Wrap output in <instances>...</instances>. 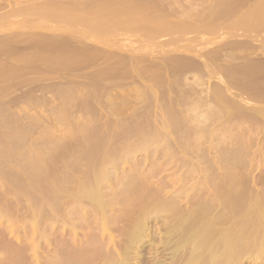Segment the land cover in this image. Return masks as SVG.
Segmentation results:
<instances>
[{
    "label": "rangeland",
    "instance_id": "1",
    "mask_svg": "<svg viewBox=\"0 0 264 264\" xmlns=\"http://www.w3.org/2000/svg\"><path fill=\"white\" fill-rule=\"evenodd\" d=\"M29 1L30 2H28V0L27 2L25 0H0V264L19 263L21 258H19L20 256H18V254H20V252H15L18 251L17 249L19 248L24 249L21 264H33L34 262V264H48L47 262H49V259L52 258V254L55 253V250H59V248L61 247V240L64 239L63 237L65 235V232L70 233L71 229V236L72 234L74 235L75 232V235L70 237L71 240H74L72 238L75 237L76 239H78V241L89 242L92 240V238L96 239L95 234H98V237L101 233L100 236H102V228L99 225V227L97 226V217L92 214L93 212H91L87 217L89 223L87 219H83L81 217L82 215H78L79 217H77L75 214L70 217H73L72 219H74L75 217L76 219L74 220H77L76 222H69V227H67L68 224H66L65 227L59 225L57 227V230L56 228L52 229L51 227H49L50 225L48 223L44 224V220L46 218L47 220H45V222L49 220L48 217L45 216L46 213L48 216V212L53 209L51 205L56 199L57 200L55 201V204H53L55 206L56 204H58L63 207L61 205V202L59 203V201H65L66 203V200H68L66 199L68 198L66 197L68 196V194L63 192L64 189L65 192H68L70 188L71 190H73L72 188L74 187V185L77 187V183L80 180H84V178L87 176L86 169L88 168V166H98V164H104L105 161L107 163L108 160H111L110 162L115 163L114 158L115 161H117V163L115 164L118 165H115V168L112 167V170H107V172H109L108 174L111 175L110 182L112 183L113 189H104H108L109 192L117 190L118 193L116 192V194H121L118 197L121 199L123 190V188L121 189V187H123V184H121L122 180L131 181L134 179L133 181L137 182L136 180L138 178L137 185H139V183L143 184V182H140V180L145 181L144 184L146 185L141 184L139 186L141 187V192L138 188L137 190H135V188L138 187H135L136 183L134 184L135 188L131 187L134 192L136 191L138 193H136V195L138 196V199L136 198V203H133L135 202V199L130 202V200L132 199L131 197H134L135 194L131 196L133 192L129 189L132 192L131 193L129 191L130 200H128L129 202L127 201L131 205L129 207L130 209L127 210L129 206L128 204H126L127 208L123 205L121 206L118 204L117 206H113L115 212L113 211L107 213V216L110 217V223H108L111 224H108L109 231L106 232V234H109L111 237V241L109 236L108 238H106L107 240L105 241V246L107 247L110 246L112 242L118 243L123 238L122 232L120 230L122 228L121 226H129L132 223L131 221H133V217L135 216V214L137 215V210H140L141 207L144 208V205L148 203L152 204H148L149 206L146 205L147 207L151 209L155 208L157 205L160 204L161 201L167 199L170 194L171 196H173L172 193H174L175 196L177 191L178 195L184 192L182 193V197H184H181L182 200H180L181 203L179 202V207L182 208L183 211L186 210L185 212H188V210L191 211L192 209H195L194 207L197 208L198 204L201 205V207L202 205H204V203L207 205L208 201H210L211 203H209L208 205H213L211 207L215 208L218 206L217 203H219V206L217 208L218 210L220 208L224 215V218L229 215L228 213H231L230 217H233L232 219L235 220L234 223L237 224V222L239 221L238 224L241 225L240 222H244L243 226L246 224H251L249 218L252 219V215L253 213H255L254 211L257 210L255 215H253L255 216V220H253V218L252 222L255 221V224L258 225L259 221L257 223L256 220H258L257 217L259 216V211L263 210L264 208V203H262V201H264V15H262L264 13V2L262 3L261 0H237L235 4L234 0H221L222 2L218 0L220 3L217 0H215L216 2L214 3L211 2L214 0H211L210 2L209 0H191L190 5L193 4V8H201V11L200 9L193 10V12L200 11L197 14H201L202 10H204L202 9V7H199L202 6V4H206L209 7L212 6L211 4H213L212 11H209L207 9L209 7H207L206 5L203 6V8L207 7L205 8L207 10L204 11L203 14H206L209 11V13L207 14H211L213 20L216 21L215 23H213L214 21L212 22V28V26H210L212 25L210 23L212 17L210 16L211 18L207 19L209 15H200L201 21L203 19L205 24L207 22L210 23L209 25L206 24L207 26L202 25L204 22L198 20L200 18L196 19L195 21L194 18L199 16L196 13L194 14L196 16L193 15L192 5L190 6L188 4L190 0H186L187 4H185V0L183 2L182 0L177 2L176 0H169V2L168 0H164V2L163 0H160V2L156 0L158 2L155 1V4L153 3L154 0H142L143 2L139 0L142 4L139 3L137 5L142 6L140 7L141 9L145 7L144 11L146 7L149 6L150 8L148 7L149 9H146L147 13L145 12V14H148L150 18H152V16L154 15L152 21L155 19V25H149L150 22L148 21L151 19L148 17V15L144 16V14H141L145 18L147 16V18L144 19V17L139 16L144 21H138L140 27H138V22V26H136V24L133 25V21H131L133 23H129L130 21H125L127 15L125 16L123 14V16H120L122 15V13H119L120 10L118 11L117 9L121 8H116L118 6V3H122L123 5L127 2L128 4L130 0H126L125 2L124 0H122V2L121 0H118V3H116V7H113L114 3H111L109 0H104L103 2L102 0L101 2H99L100 0H92L93 2L91 3L90 0H87V2L86 0ZM105 1H107V4H109L106 5ZM200 1H204L205 4L203 2L201 3ZM136 2L137 0H134L133 2L131 0V2L129 3L130 6L128 5V7H134L136 5ZM150 2L154 6H152ZM180 2L184 3L185 6L188 5V8H186ZM259 2H261V4L263 5V7L262 5L260 6L263 8L262 11H260L262 14L257 11L260 13V15L259 13H254L255 10L261 9L260 7L259 9H255L258 5H260ZM131 3H135V5H131ZM143 3L144 5H146L144 6ZM148 3H150L152 7ZM157 3L159 4V6ZM176 3L178 6L176 5ZM127 4L125 6H127ZM215 4H222V6H224L222 7V9L224 8L223 11L225 10V12L217 13L218 10L220 11L221 6L217 5L219 6V9L217 8V6H214ZM105 5L107 10L105 9ZM155 5L157 6L155 7ZM166 5L169 7L171 6L170 8H172V10L169 7H166ZM180 5L182 6V8ZM178 7L180 8V10L178 9ZM109 8H112L113 12L115 8L120 15L117 13V16H115L114 14V16L110 17L109 15L113 13H111L112 11L110 12ZM135 8L137 9V7ZM140 8L138 7V9ZM189 8L191 9L189 10ZM169 9L171 12L175 10L174 14H172L173 12L171 14L174 16L177 12L178 18L179 16H182V13H184L183 10H188L189 14L191 12L192 16H194V18H192L195 23L193 22V20H191L192 18L188 19L189 22L186 21L185 18H190L191 15L185 17V13V16L180 17L182 18L181 20L180 18L177 19V17L175 16L171 17ZM209 9L211 10L212 8L210 7ZM159 10L161 11V15L164 13L162 16L160 15L162 20L159 19V16L157 17V15L160 14L158 13L160 12ZM105 11H108L109 13L107 12L106 14ZM144 11L141 12L144 13ZM152 11L155 12L152 13ZM179 11L181 14L178 13ZM226 12L228 13V17L226 15ZM250 12L252 15H256L250 17ZM214 15L218 16L217 18L219 19L220 17L223 18L222 21L218 20ZM221 15H223V17ZM124 16L126 18L123 20ZM132 16L135 15L132 14ZM214 17L217 20H215ZM174 18L175 21L177 20L176 22H178V24L182 22L181 24L183 25L184 23L186 24L188 22L186 26L188 24H192V26L190 25L191 27H193L194 24L196 25V22H199L197 26L199 25L198 27H200L202 25L203 27H200L201 29L198 28L197 31L200 32L199 29H203L204 32H201H203L204 34L197 33L195 32V29H191V27H189L190 30L189 28L183 29L185 30L184 33L187 32L188 29V32L185 34L182 33L183 30L179 31L181 29H178L179 32L176 31L180 34V36L181 34L184 35L182 37L177 35L178 33H175V31L173 33L172 29L171 31L173 33V37L170 34H168L169 36L167 37L166 33L169 32V29H167L165 26L168 24L169 21L172 22L171 20H174ZM205 18L208 21H205ZM134 19V21H136V19L139 18ZM147 19H149L148 21H146V23L148 24L147 27L145 25H143L142 27V23L144 24L145 20ZM102 21L105 23V25ZM109 21L110 23L112 22V25H116L117 27L113 28ZM122 21L126 23L123 24ZM219 21L224 23L221 24ZM230 21L232 23H230ZM101 23L103 24L101 25L103 26V29L100 26ZM121 23L124 26L120 25ZM162 23L164 24L162 27H165L166 30L164 29L163 31H157L156 27L158 25H162ZM218 23L220 24L218 25ZM106 24L110 26L107 27L108 25L106 26ZM224 25L227 29L222 28V26L224 27ZM104 26L107 27L106 30V27ZM208 26H210L212 30L215 28V30H210V27L205 28ZM217 26L221 28H218ZM141 27L144 30H142ZM194 27L197 28L196 26ZM112 28L115 30H113ZM128 28H131L132 30L129 31ZM133 28L140 29V32L138 29L134 30ZM145 28H147V30ZM108 29L111 31L113 30V32H109ZM123 30L126 31L123 32ZM143 31H151V34L149 32H145L148 33L147 37L146 34L144 35L143 33H141ZM191 31H193L192 33H195V36H193ZM175 34L176 37H174ZM186 34L188 35L186 36ZM197 34H199V38L203 36L201 40L197 38ZM120 35H125L124 39H121L123 38V36ZM184 37L185 39H183ZM190 37H192V40L188 39ZM194 37L197 38L198 41H193ZM159 39L162 41H160ZM176 40H179L178 43H176ZM235 46L236 48H234ZM232 48L234 49L232 50ZM232 52L236 56H234ZM83 53H87L85 54L87 56H85ZM92 53L94 56L92 55ZM79 54H82V56H80ZM121 55H125L126 57ZM128 55H131L130 59ZM165 56L167 59L165 58ZM218 56L223 58L219 59ZM72 57H76L75 61L74 58L72 59ZM172 57H174V59ZM151 61H153L154 63ZM196 61L197 63H194ZM84 62L87 63V66ZM127 62L130 64H128ZM135 62L139 64V66ZM199 62L204 67L200 66ZM230 62L233 67L231 66ZM94 63L96 64L94 65ZM147 63H150V66ZM193 63L195 65L197 64V68L201 69H197ZM89 64H91V66ZM131 64H133L135 68L132 67ZM189 64L193 65L191 66ZM235 64L241 66L240 69L242 68V71L239 69L238 66L236 67ZM169 65H172V67ZM184 65H188L187 67H185L187 69L184 68ZM151 66L155 68H152ZM176 66L180 69V71L179 69L175 70V68H177ZM214 66L217 69H215ZM125 67H127L126 69L128 72L124 71L126 70L124 69ZM130 67H132V69ZM193 67H195L196 69H194ZM202 67L205 69H203ZM108 68H110V70H113L110 71ZM191 68L193 71H189L191 70ZM236 68H238L239 70ZM115 69L118 71H116ZM234 69H236L237 71ZM131 70L133 71L130 73L129 71ZM182 70L183 72H185L184 70H186V72L182 73ZM194 70L196 71V73H194ZM205 70L207 71L205 72ZM229 70H232L231 73H229ZM78 71L79 73L77 74ZM95 72L97 74H94ZM103 72L105 75L103 74ZM116 72L118 73L115 74ZM171 72L172 74H170ZM122 73L126 75H123ZM234 73L236 75H233ZM90 74L94 75H92L91 77ZM110 74H112L113 76ZM206 74L207 76H205ZM208 74L210 75L208 76ZM195 75L197 76V78ZM237 75L240 77H238ZM150 76L153 80L150 78ZM198 79L200 80L199 82L197 81ZM236 79L238 81H236ZM96 84L97 86L98 84H100L97 89H95ZM92 85L94 86L92 87ZM106 85L109 87V89L108 87L104 89ZM193 85L198 86L193 87ZM156 87H159V89ZM98 89L100 90L98 91ZM168 92H171V94H168ZM163 94L166 95L164 96ZM174 95H177V99L175 97H173L172 99V96ZM178 95L182 98H185L186 100L180 97L182 100L180 103V98ZM205 97H207L208 99ZM190 98H192L193 100ZM197 98L200 99L197 100ZM202 98L204 100H202ZM225 98L227 100H225ZM150 99L153 103H155L153 104ZM199 100L201 102H199ZM149 102H151L152 105H149ZM170 105H173L174 108L172 109V106L170 107ZM179 105H181L182 107ZM167 106H169L170 109ZM91 134H93L94 136L92 135L91 137ZM84 135L86 137H84L85 139L83 138ZM151 141L153 142L152 144H150ZM167 141L170 144L169 146L167 144ZM148 143L149 145H147ZM133 144L139 145H135L134 147ZM96 145H99L98 148L101 146V152L100 148L98 149ZM142 145L146 148L142 147L141 149ZM146 145L149 146L148 149ZM128 146L130 147V149ZM137 147H139L140 149ZM84 148L86 151H84ZM88 150H90V153H94H91L93 154V156L91 154H88ZM122 150L123 152L121 154L120 152ZM233 150L236 151L232 153ZM126 151L129 154H127ZM85 152L87 153L86 155ZM221 152L225 154L223 155ZM236 152L239 153V156L238 154H236ZM130 153L132 154L130 155ZM114 154H117V157ZM120 154L122 156H120ZM89 155H91L92 157H89ZM220 156H223L224 158ZM224 159L227 161L228 164V161L231 162L229 165L233 163L231 167H225V165L227 166L228 164L224 161ZM74 160L77 161L75 162ZM81 161L83 162V164ZM220 161H224L223 164ZM64 162L66 163L67 167ZM77 162L80 164H78ZM87 162H89L90 165ZM85 163L88 165L87 167H85L86 165L83 167ZM194 164H196V167H194ZM209 164L211 166H214L213 169L211 168V166H208ZM234 164L236 166H234ZM32 165H35L36 167H33ZM73 166L77 167L76 170ZM57 167L59 169H61L60 167H62V172L64 173L65 171V173L67 172V174H62L60 172L61 170H59ZM70 167L74 168V170L72 171L73 175L71 174L72 168ZM68 168H70V170ZM39 169L41 171L43 169H46L48 171L46 172V170H43L41 172ZM229 170H231V172ZM58 171L60 172V175H58ZM110 171L112 172L110 173ZM216 172L217 175H215ZM228 172L230 174H232L233 172V174L235 175H229ZM79 173L83 175V178L82 175H80L81 177L79 176L78 179ZM130 173L131 175H129ZM61 175H64V177L65 175L67 176L64 178ZM211 175L213 177H211ZM47 176L51 178L49 179ZM54 176H56L57 178L55 177V179L53 180L52 178H54ZM71 176L75 179H73ZM121 176L125 177L126 179H122ZM141 176L145 177L146 179L148 176L150 178L148 177L149 179H147V182V180L141 178ZM216 176H219L217 177V180L215 179ZM234 176L236 179L234 178ZM58 178L61 180H59ZM227 178L231 183L228 182ZM68 179L70 181V184L68 183ZM55 180L59 182V184L57 183L58 185L55 188H57L58 192L59 190L60 192L63 190L62 192L64 194L60 195L62 194V192L60 194L57 192V194L61 197H57L56 195L52 194L50 198H54V201L52 200L53 202L51 201L50 203V200L47 201L45 194L49 196L56 189H54V191L52 192L50 191V194L46 193L47 191L49 192V190H51L52 188L50 187L49 189V186L51 185H49L47 182L49 181L51 184L52 181H54L55 183ZM209 180H211L212 182H209ZM118 181L121 186L118 184ZM235 181L237 183H235ZM73 182L74 185L72 184ZM62 183L64 186H62ZM65 183H67L68 187H70L69 190L66 189L68 187H66L67 184ZM124 183L127 182L125 181ZM212 183H215V185H218L219 183V185L217 187ZM233 183L235 185H233ZM222 184L223 186L220 187ZM209 185L211 186L209 187ZM212 185L213 189H211ZM232 185L235 187L238 186V189L236 188V191L240 194H238L235 190L234 191L238 195H236L235 193L232 194L233 192H230L232 189H235V187L230 188ZM58 186L60 188L63 187L64 189L59 188L58 190ZM142 186H144V188ZM114 187L116 190L114 189ZM117 188L119 189V191H121V193L118 191ZM214 188L219 189L215 190ZM224 188L227 191H225ZM228 188H230L231 190L229 191ZM20 190H22L23 192ZM159 190L161 191L159 192ZM200 190L201 192H199ZM42 191L43 193L45 192L43 197ZM228 191L229 193H231L230 195ZM221 192L224 193L222 194ZM225 192L227 193L225 194ZM24 193H31L32 195H34L32 196L30 194L31 196H26V194ZM241 193H244V195H242ZM151 194H155V196H151ZM147 195L149 196V198L151 197L150 200L149 198H147ZM235 195L236 197H238V199H236L238 200L237 203L240 201V198H242L241 201L244 202L243 203L240 201L241 205H239L240 202L239 204H237L239 210L237 209L236 204L234 205V203L231 202L229 199L230 196L235 197ZM200 196H202L203 198ZM208 196H210L211 198L214 197V199L210 200ZM215 196H218L216 197L218 201L215 200ZM112 197L113 196H111L110 198ZM29 198H31L32 201L34 200V204L36 206L33 205L32 201ZM60 198L62 200H60ZM110 198L108 199L109 201ZM197 198H200L202 200L199 199L198 202ZM243 198H246L248 202ZM145 199H147V203L145 202ZM157 199L158 201H160L159 204ZM251 199L254 200V203H252L253 201H251ZM38 200H42L41 203L38 204ZM204 200L207 201V203ZM257 200L259 202L258 205L256 203ZM201 201H204V203H202ZM48 202L50 204H48ZM138 202L141 204H138ZM230 202L233 204H231ZM260 202L261 204H263L262 207H259L261 206ZM228 203L232 205V208L228 206L230 205ZM47 204L48 207H45L47 206ZM233 205L234 208L236 206L235 209L233 208ZM49 206L52 208H50ZM118 206L125 212H121L122 210L119 209ZM116 207L121 211L119 212ZM147 207L146 209H149ZM227 207L230 208L229 210L232 209L233 213L234 210L237 209L236 211L239 212L236 213H240L241 215L239 216L235 213V215H233L231 211L227 210ZM47 208L50 210L48 211ZM56 208L58 210L59 206H57ZM241 208L243 212H240ZM259 208L262 209L260 210ZM132 209L134 210V212H131ZM39 210L41 211L38 212ZM42 210H45V212H43ZM247 211L250 213L249 217ZM118 212L120 213V216H118ZM152 212H154L153 209ZM162 214L161 216H163ZM166 216L167 214L163 217L166 218ZM80 217L82 219L79 220ZM115 217H117V220L115 219ZM230 217L227 216L228 219L225 218V222L232 220L230 219ZM39 218L41 219L39 220ZM91 218H93L94 225L92 224ZM246 218H248L247 220L249 221L245 222ZM168 219L170 220L172 218L169 217ZM163 220L164 218L160 216L158 217V219H154L152 215L148 220L149 226L154 229H152V233L157 241L155 246H157L158 248L162 247L161 243L163 241L162 239L164 233L163 224L164 222L166 223V221ZM40 221H42V225L44 224L43 226L39 224ZM116 221L118 222V224H116ZM30 223L33 225L34 228H31L32 225ZM227 223H224L223 226L225 228L223 229L229 228L234 224L233 221H229V223ZM75 224L78 225H76L77 228H75ZM255 224L251 225H254L255 227ZM40 225L42 226V228H45L46 226V228L49 229H45V231L41 228ZM90 225L93 227H91ZM252 226H250L249 230L254 229L252 228ZM27 227L30 229H28ZM90 227L92 230L96 229L95 227H98L99 229H97L96 231H92L91 229H88ZM247 227L248 226H244V228L246 229ZM66 228L69 230H67ZM81 228L85 230L82 231ZM60 229H64L63 232ZM77 229H80V231ZM117 229H119L120 232ZM60 234L62 235V237ZM78 235H80L81 238ZM54 236L57 238H55ZM54 241H56L57 243ZM50 243L52 245L54 244V247ZM144 244L145 246L143 247L142 252H144L143 254H146L147 257H150V255L148 254V252L152 249H150L149 247L150 239H147ZM29 245L34 246L32 248ZM13 247H15V249L17 247V249L15 250ZM46 251H48V255ZM54 255L55 254H53V256ZM245 264H256V262L247 261L245 262Z\"/></svg>",
    "mask_w": 264,
    "mask_h": 264
},
{
    "label": "bare ground",
    "instance_id": "2",
    "mask_svg": "<svg viewBox=\"0 0 264 264\" xmlns=\"http://www.w3.org/2000/svg\"><path fill=\"white\" fill-rule=\"evenodd\" d=\"M17 1V0H16ZM26 2H27V0H25ZM33 1V0H32ZM31 1V2H32ZM35 1V0H34ZM48 1V0H47ZM51 1H55V0H51ZM50 1V2H51ZM58 1H60V0H58ZM57 1V2H58ZM61 1H63V0H61ZM66 1V0H65ZM104 0H102V2H103ZM111 3L113 2L114 4V6L113 7H116L117 5L119 6H117L116 8H121V9H117L118 11L120 10V12L119 13H122V15H120L119 13H118V11L114 8V12H113V10H112V8L110 9V12L111 13H113V14H111V15H109L110 17L111 16H114V14H115V16H117L118 14L120 15V16H123V14L126 16L127 15V18L124 16V18H123V20L125 19V21H130L129 23H133V25H135L136 24V26H138L139 25V22L138 21H142V22H144L143 20H142V18H140L141 16L142 17H144L145 15H148V14H145V12H146V9L149 7H146V9H145V11H144V6L146 5H144V3H143V9H141L140 7H142V6H138L137 4H139L140 3V1L141 2H143L142 0H137V2H136V5H135V3H131V5L133 4V6L134 7H128V5H129V3L131 2V0L129 1V3L127 4V2L125 3V4H123L122 5V3H118L117 1L118 0H114V1H111V0H109ZM108 1V2H109ZM116 1V2H115ZM126 0H124V2H125ZM134 0H132V2H133ZM136 1V0H135ZM146 1V0H145ZM150 1V0H149ZM153 1V0H152ZM156 0H154L153 1V3L155 2ZM159 2H160V0H158ZM158 1H156V2H158ZM166 1V0H165ZM171 1V0H170ZM172 1H174V0H172ZM177 1H181V0H176V2ZM184 0H182V2H183ZM186 1V0H185ZM189 1V0H188ZM193 1V0H192ZM195 1H197V0H195ZM199 1V0H198ZM211 0H209V2H210ZM218 1V0H217ZM221 1V0H220ZM233 1V0H232ZM235 1V4H236V1L237 0H234ZM239 1H241V0H239ZM238 1V2H239ZM262 1V3L264 2L263 0H261ZM24 2V1H23ZM28 2H30L29 0H28ZM86 2H87V0H86ZM91 2H93L92 0H90V3ZM95 2V1H94ZM97 2V1H96ZM99 2H101V0L99 1ZM106 3V5H108L107 4V1H105ZM121 2H122V0H121ZM148 2V1H147ZM146 2V3H147ZM163 2H164V0H163ZM168 2H169V0H168ZM201 2V1H200ZM203 3H204V1H202ZM201 2V3H202ZM206 2V1H205ZM211 2H216L215 0L214 1H211ZM219 2V1H218ZM222 2V1H221ZM237 2V3H238ZM98 3V2H97ZM116 3H118L117 5H116ZM151 3V2H150ZM150 3H148L150 6H151V4ZM166 3V2H165ZM179 3V2H178ZM181 3V2H180ZM190 3H191V0H190V2L188 3L189 5H190ZM197 3V2H196ZM201 3H200V5H201ZM207 3H208V1H207ZM220 3V2H219ZM260 3V5H258L257 6V8H255V9H259V7L262 5L261 4V2H259ZM100 4V3H99ZM101 4H103V3H101ZM127 4V6H125ZM140 4H142V3H140ZM147 4V5H148ZM155 4V3H154ZM158 4V3H157ZM181 4H183L184 5V3H181ZM185 4H187V1H186V3ZM205 4V3H204ZM225 4V3H224ZM239 4V3H238ZM237 4V5H238ZM106 5H105V9H106ZM112 5V4H111ZM161 5V4H160ZM165 5V4H164ZM163 5V6H164ZM168 5H170V4H168ZM174 5H175V2H174ZM176 5H177V3H176ZM192 5V8H193V4H191ZM190 5V6H191ZM206 5V4H205ZM205 5H203L202 4V6H199V3H198V6L199 7H202V9H204V10H202V15H205V16H208L207 17V19L208 18H211L212 16H211V14H207V13H209V11H212L213 10V4H211L212 6H210L212 9L210 10L209 8V6H207V7H209V8H207V7H205V8H207L209 11L206 13V14H203L204 13V11H206L207 9H205V8H203V6H205ZM209 5V4H208ZM217 5H219V4H215L214 6L216 7ZM263 5H264V3H263ZM263 5H262V7H263ZM120 6H122V7H120ZM125 6V7H124ZM130 6V5H129ZM152 6H154L153 4H152ZM151 6V7H152ZM157 5H155V7H156ZM158 6H159V4H158ZM173 6V5H172ZM178 6V5H177ZM176 6V7H177ZM181 6V5H180ZM185 6V5H184ZM188 6V5H187ZM187 6H185L186 8H188ZM189 6V7H190ZM197 6V5H196ZM219 6H221L220 8L222 9V7H224V6H222V4L221 5H219ZM219 6H217V8H219ZM108 7V6H107ZM126 7H128V8H126ZM135 7H137V9H138V7L140 8V9H136ZM166 7H169V6H167L166 5ZM171 7V6H170ZM169 7V8H170ZM215 7H214V10H215ZM262 7H260L261 9H259V10H252V11H254V13L256 12V14L257 13H259L260 11H262ZM126 8V9H125ZM150 8V7H149ZM148 8V9H149ZM164 8V7H163ZM181 8H182V6H181ZM197 8V7H196ZM217 8H216V10H217ZM219 8V9H220ZM253 8H254V6H253ZM104 9V10H105ZM171 10H172V8H170ZM170 9H169V11H170ZM178 9L180 10V8L178 7ZM177 9V10H178ZM184 9V8H183ZM191 8H189V10H190ZM200 9V11H201V8H198V9H195V7L192 9V12H193V10H199ZM220 9V11L218 10L217 11V13L218 12H225V10L223 11V9L221 10ZM227 9V8H226ZM107 10V9H106ZM122 10V11H121ZM144 11V13H142L141 11ZM153 10V9H152ZM163 10V9H162ZM115 11H116V13H115ZM138 11V12H137ZM139 11H140V13H139ZM160 11V10H159ZM184 11V13L186 14V16L184 15V13H180V11L178 12L179 14H181L182 16H179V18L180 17H183V16H185V17H187V16H190V18L188 17L187 19L185 18V20L186 21H188V19H191L192 17L194 18V16H196V15H194L195 13L197 14V13H199L198 11L196 12V11H194L193 12V15L194 16H192V14H191V12H190V14H189V11L187 12L186 11V9L185 10H183ZM229 11V10H228ZM250 11V10H249ZM248 11V12H249ZM257 11H259V12H257ZM35 12V11H34ZM106 12V14H107V12L108 11H105ZM148 12H151V11H148ZM153 12H155V11H152V13ZM163 12V11H162ZM173 12V13H172ZM170 11V14L172 13V14H174V12H175V10L174 11ZM215 12V11H214ZM33 13V12H32ZM109 13V12H108ZM118 13V14H117ZM147 13V12H146ZM151 13V14H152ZM158 13H160V14H158ZM158 13H154V14H158L157 15V17L159 16L160 18L159 19H161V16L164 14H162L161 15V11L160 12H158ZM211 13V12H210ZM216 13V12H215ZM253 13V14H254ZM261 13V12H260ZM260 13H259V15H260ZM97 14V13H96ZM132 14H134L135 16H132ZM137 14V15H136ZM141 14H144V16L143 15H141ZM150 14V13H149ZM167 14V13H166ZM169 14V13H168ZM171 14V17L173 16ZM187 14H189V15H187ZM201 14H197L199 17H195L194 19H195V21H196V19H198V18H200V15ZM220 14V13H219ZM223 14V13H222ZM250 15V17L251 16H255L256 14H254V15H252L251 14V12L249 13ZM262 14V13H261ZM98 15V14H97ZM130 15V16H129ZM161 15V16H160ZM201 15V16H202ZM218 15V14H217ZM226 15H227V17H228V13L226 12ZM230 15V14H229ZM258 15V16H259ZM262 15H264V13L262 14ZM140 16V17H139ZM150 16H152V15H150ZM175 17H177V19H179L178 18V14H177V12H176V14L174 15ZM173 16V17H174ZM211 16V17H210ZM216 18L219 16H216V15H214ZM222 17H223V15H221ZM232 16V15H231ZM139 18V19H136V21H134L135 19L134 18ZM148 17H149V15H148ZM154 17V15L152 16V18ZM164 17V16H163ZM162 17V18H163ZM214 17V18H215ZM224 17H225V14H224ZM230 17V16H229ZM146 18H147V16H146ZM145 17H144V19H146ZM150 18V17H149ZM152 18H150L151 20H149V19H147V20H145V23L143 24L142 22V27H143V25H145L146 27H147V23H146V21H148V22H150V24L149 25H152V24H154V20L152 21ZM156 18V17H155ZM193 18L191 19V20H193ZM203 18H204V16H203ZM215 18V20H220V21H222V19L223 18H221L220 17V19L219 18H217L216 19ZM105 19H108V18H105ZM121 19V18H120ZM182 18H180V20H181ZM229 19V18H228ZM122 20V19H121ZM162 20V19H161ZM166 20V19H165ZM168 20V19H167ZM171 20V19H170ZM198 20H200L201 21V18L200 19H198ZM197 20V21H198ZM224 20H225V18H224ZM223 20V21H224ZM100 21V20H99ZM105 21V20H104ZM131 21H133V22H131ZM169 21V20H168ZM172 22H168V24L165 26L167 29H169L168 31L169 32H167L166 33V35H167V37L169 36L168 34H170L171 36L173 35V33H174V31H175V33H178L179 31H182L183 29H186V28H189V27H191L192 26V24H188L187 26H186V24L189 22H187L184 26H185V28H184V26L180 23V24H178V22H176L175 21V18H174V20H171ZM174 21V22H173ZM179 21V20H178ZM183 21V20H182ZM202 21L204 22V20L202 19ZM201 21V22H202ZM205 21H208V20H206V18H205ZM214 20H213V17H212V20H211V24H212V22H213ZM219 21V22H220ZM101 22V21H100ZM103 22V21H102ZM106 22V21H105ZM107 22H108V20H107ZM115 22V21H114ZM113 22V23H114ZM118 22V21H117ZM137 22H138V25H137ZM151 22H153V23H151ZM193 22H194V20H193ZM201 22H200V24H201ZM216 21H214L213 23H215ZM225 22V21H224ZM224 22H220L221 24H223ZM109 23H110V21H109ZM112 23V22H111ZM110 23V24H111ZM122 23L123 24H125L123 21H122ZM120 24V25H123V24ZM165 23V22H164ZM192 23V22H191ZM195 23V22H194ZM193 23V24H194ZM197 24H199V22H196ZM210 23H206V24H210ZM220 23H218V25L220 24ZM230 23H232L231 21H230ZM230 23H229V25H230ZM103 24L105 25V23L103 22ZM102 23L100 24V26L101 25H103ZM166 24V23H165ZM197 24L195 25L194 24V26H196L197 28H195L194 26L193 27H191V29L193 28V29H195L194 31L195 32H197V33H203L204 31H203V29L202 30H200L203 26H207L206 24H205V22L200 26V27H198L197 26ZM234 24V23H233ZM108 24H106V26H107ZM112 25V24H111ZM155 25V24H154ZM154 25H152V26H154ZM164 24L162 23V25H158L157 27H156V30L157 31H163L164 29L166 30V28L164 27H162ZM217 25V24H216ZM106 26H104V27H106ZM110 25H108L107 27H109ZM113 26V28L114 27H117L116 25L114 26V25H112ZM111 26V27H112ZM124 26V25H123ZM127 26V25H126ZM132 26V25H131ZM181 26V27H180ZM210 26H212V28H213V24L212 25H210ZM210 26H208V27H205V28H209ZM99 27V26H98ZM102 27V29H103V26H101ZM100 27V28H101ZM107 27L105 28V30L107 29ZM110 27V28H111ZM128 27H130V26H128ZM138 27H140V25L138 26ZM141 27V28H142ZM151 27V26H150ZM218 27V26H217ZM227 27H228V25H227ZM112 28V29H113ZM121 28V27H120ZM153 28V27H152ZM198 28H200L199 29V31L200 32H198L197 31V29ZM218 28H221V27H218ZM222 28H226L225 27V25H224V27L222 26ZM122 29H125V28H122ZM121 29V30H122ZM129 29V28H128ZM127 29V30H128ZM134 29V28H133ZM138 29V28H137ZM136 28L134 29V30H137ZM146 30H147V28H145ZM171 29H172V31H173V33H172V31H171ZM178 29H181V30H179L178 31ZM210 30H212L211 29V27L209 28ZM227 29V28H226ZM109 30V29H108ZM107 30V31H108ZM113 30H115V29H113ZM113 30L111 31V30H109V32L111 31V32H113ZM120 30V29H119ZM132 29L130 28L129 29V31H131ZM139 30V32H140V29H138ZM142 30H144L143 28H142ZM148 30H150V29H148ZM155 30V29H154ZM189 30H190V28H189ZM215 30V28L212 30V31H214ZM222 30H224V29H222ZM124 31H126V30H123V32ZM151 31H152V29H151ZM150 31V32H151ZM176 31H178V32H176ZM184 31L185 30H183L182 31V33H184ZM201 31H203V32H201ZM206 31V30H205ZM208 31V30H207ZM220 31V30H219ZM132 32H134V31H132ZM135 32H138V31H135ZM145 32H149V31H145ZM144 31L143 32H141V33H143L144 35L146 34V36H147V34L148 33H145ZM149 32V33H150ZM154 32V31H153ZM187 32H188V29H187ZM187 32H185V33H187ZM190 32V31H189ZM193 31H191V33H192ZM211 32V31H210ZM115 33H116V31H115ZM131 33V32H130ZM159 33V32H158ZM184 33V34H185ZM206 33V32H205ZM207 33H209V32H207ZM212 33V32H211ZM214 33V32H213ZM108 34H110V33H108ZM122 34V33H121ZM151 34V33H150ZM150 34H149V37H150ZM189 34V33H188ZM188 34H186V36L188 35ZM193 34V36H195L194 34L195 33H192ZM204 34V33H203ZM203 34H200V35H203ZM114 35V34H113ZM160 35V34H159ZM164 35V34H163ZM166 35H165V37H166ZM177 35H179L180 36V34L178 33ZM191 35V34H190ZM206 35V34H205ZM100 36V35H99ZM102 36H104V35H102ZM111 36V35H110ZM120 36H123V35H120ZM179 36H178V38H179ZM182 36H184V35H182L181 34V36L180 37H182ZM185 36V37H186ZM192 36V37H193ZM197 36V38H199L198 36H199V34H197L196 35ZM124 37H125V35L123 36V38H121V39H124ZM148 37V36H147ZM164 37V36H163ZM164 37V38H165ZM173 37V36H172ZM174 37H176V34L174 35ZM185 37L183 38V39H185ZM189 37V36H188ZM192 37H190V38H188V39H191L192 40ZM203 37V36H202ZM202 37L201 38H199L200 40L202 39ZM97 38V37H96ZM108 38V37H107ZM197 38H195L194 37V39H193V41H198V39ZM106 39V38H105ZM118 39V38H117ZM120 39V38H119ZM148 39V38H147ZM168 39H170V38H168ZM157 40V39H156ZM160 40V39H159ZM167 40V39H166ZM173 40V39H172ZM105 41V40H104ZM160 41H162V40H160ZM165 41V40H164ZM169 41V40H168ZM177 41V40H176ZM179 41V40H178ZM178 41L176 42V43H178ZM181 41V40H180ZM187 41V40H186ZM167 42V41H166ZM182 42V41H181ZM192 42V41H191ZM85 44V43H84ZM176 45V44H175ZM179 45V44H178ZM238 46V45H237ZM234 48H236V46L234 47ZM234 48H232V50L234 49ZM218 49V48H217ZM238 49V48H237ZM236 49V50H237ZM241 49V48H240ZM77 50H78V48H77ZM77 50H76V52H77ZM139 50V49H138ZM212 50V49H211ZM239 50V49H238ZM214 51V50H213ZM215 51H216V49H215ZM75 52V53H76ZM79 52V51H78ZM205 52V51H204ZM163 53V52H162ZM162 53H160V54H162ZM221 53V52H220ZM233 53V52H232ZM237 53V52H236ZM84 54V53H83ZM85 54H87V53H85ZM84 54V55H85ZM91 54V53H90ZM96 54V53H95ZM226 54V53H225ZM234 54V53H233ZM233 54H231V55H233ZM80 56H82V54H79ZM78 55V56H79ZM92 55H93V53H92ZM136 55V54H135ZM138 55V54H137ZM142 55V54H141ZM141 55H140V57H141ZM166 55V54H165ZM218 55V54H217ZM85 56H87V55H85ZM94 56V55H93ZM121 56H125V55H121ZM129 56V55H128ZM131 56V55H130ZM130 56H129V59H130ZM144 56V55H143ZM169 56V55H168ZM215 56H216V54H215ZM220 56V55H219ZM218 56V58L220 59V58H223V57H219ZM228 56V55H227ZM234 56H236L235 54H234ZM77 57V56H76ZM76 57L74 58V57H72V59L74 58V61H75V59H76ZM96 57V56H95ZM98 57V56H97ZM120 57V56H119ZM126 57V56H125ZM171 57V56H170ZM177 57V56H176ZM81 58V57H80ZM79 58V59H80ZM84 58V57H83ZM83 58H82V60H83ZM86 58V57H85ZM89 58V57H88ZM99 58V57H98ZM132 58V57H131ZM135 58V57H134ZM144 58V57H143ZM142 58V59H143ZM149 58V57H148ZM158 58V57H157ZM156 58V59H157ZM161 58V57H160ZM159 58V59H160ZM164 58V57H163ZM165 58H166V56H165ZM173 59H174V57H172ZM202 58V57H201ZM238 58V57H237ZM239 58H240V56H239ZM71 59V60H72ZM78 59V60H79ZM87 59V58H86ZM93 59V58H92ZM140 59V58H139ZM147 59V58H146ZM155 59V58H154ZM158 59V60H159ZM167 59V58H166ZM235 59V58H234ZM70 60V59H69ZM94 60V59H93ZM95 60H96V58H95ZM97 60H99V59H97ZM132 60V59H131ZM135 60V59H134ZM162 60V59H161ZM170 60V59H169ZM169 60H167V61H169ZM238 60V59H237ZM81 61V60H80ZM85 61V60H84ZM92 61V60H91ZM133 61V60H132ZM131 61V62H132ZM148 61V60H147ZM72 62V61H71ZM86 62H87V60H86ZM86 62H84L85 63V65L87 64ZM94 62V61H93ZM92 62V63H93ZM134 62V61H133ZM137 62V61H136ZM135 62V63H136ZM144 62H146V61H144ZM151 62H153V61H151ZM171 62H173V61H171ZM193 62V61H192ZM203 62H205V61H203ZM207 62V61H206ZM227 62V61H226ZM77 63V62H76ZM91 63V62H90ZM128 63V62H127ZM134 63V64H135ZM143 63V62H142ZM154 63V62H153ZM158 63V62H157ZM168 63V62H167ZM194 63H197V61L196 62H194ZM193 63V64H194ZM96 63H94V65H95ZM128 64H130V63H128ZM128 64H127V66H128ZM137 64V63H136ZM148 64V63H147ZM166 64V63H165ZM169 64H170V62H169ZM192 64V65H193ZM199 64H200V62H199ZM230 64H231V62H230ZM82 65V64H81ZM90 66H91V64H89ZM93 65V64H92ZM132 65V67H134L133 66V64H131ZM130 65V66H131ZM138 66H139V64H137ZM149 66H150V63L148 64ZM152 65V64H151ZM177 65V64H176ZM179 65V64H178ZM189 65H191V64H189ZM191 65V66H192ZM195 65V64H194ZM197 65V64H196ZM195 65V66H196ZM226 65V64H225ZM76 66H78V65H76ZM83 66V65H82ZM81 66V67H82ZM87 66V65H86ZM137 66V67H138ZM154 66V65H153ZM153 66H151L152 68H155V67H153ZM161 66V65H160ZM169 66H171L172 67V65H169ZM183 66V65H182ZM188 66V65H187ZM186 65H184V68L185 67H187ZM198 66V65H197ZM197 66H196V68H197ZM200 66H203V65H201L200 64ZM199 66V67H200ZM208 66V65H207ZM231 66H232V64H231ZM235 66L237 67L238 65H236L235 64ZM132 67H130L131 69H132ZM145 67H147V66H145ZM177 67V66H176ZM204 67V66H203ZM202 67V68H203ZM206 67V66H205ZM215 67V66H214ZM225 67V66H224ZM230 67V66H229ZM233 67V66H232ZM239 67V69H240V67L241 66H238ZM76 68V67H75ZM127 67H125L124 69H126ZM135 68V67H134ZM142 68V67H141ZM144 68V67H143ZM150 68V67H149ZM151 68V69H152ZM158 68V67H157ZM164 68V67H163ZM194 69H196L195 67H193ZM207 68V67H206ZM209 68V67H208ZM81 69V68H80ZM107 69V68H106ZM109 70H110V68H108ZM138 69V68H137ZM148 69V68H147ZM173 69H174V67H173ZM177 69H179L178 67L177 68H175V70H177ZM185 69H187V68H185ZM197 69H201V68H197ZM203 69H205V68H203ZM203 69H202V71H203ZM215 69H217L216 67H215ZM236 69H238V68H236ZM236 69H234V70H236ZM238 69V70H239ZM82 70V69H81ZM113 69H111L110 71H112ZM116 70V69H115ZM150 70V69H149ZM155 70V69H154ZM153 70V71H154ZM170 70V69H169ZM172 70V69H171ZM174 70V71H175ZM189 70V69H188ZM187 70V71H188ZM234 70H233V72H234ZM241 71H242V68L240 69ZM77 71V70H76ZM105 71V70H104ZM116 71H118V70H116ZM124 71H127V69L126 70H124ZM133 70H131V71H129L130 73L132 72ZM145 71H146V68H145ZM161 71V70H160ZM166 71V70H165ZM179 71H180V69H179ZM185 72H186V70H184ZM189 71H193L192 70V68H191V70H189ZM188 71V72H189ZM195 71V70H194ZM207 70H205V72H206ZM209 71V70H208ZM232 71V70H231ZM231 71L229 70V73H231ZM237 71V70H236ZM241 71H240V73H241ZM98 72H100V71H98ZM114 72V71H113ZM122 72H123V70H122ZM128 72V71H127ZM177 72V71H176ZM185 72H183V70H182V73H185ZM188 72H187V74H188ZM224 72H225V70H224ZM232 72V73H233ZM79 73V71L77 72V74ZM102 73V72H101ZM108 73V72H107ZM110 73V72H109ZM112 73V72H111ZM118 72H116L115 74H117ZM141 73V72H140ZM139 73V74H140ZM152 73V72H151ZM151 73H149V74H151ZM194 73H196V71L194 72ZM200 73H204V72H200ZM199 73V74H200ZM209 73V72H208ZM211 73V72H210ZM214 73V72H213ZM213 73H212V75H213ZM239 73V72H238ZM239 73V74H240ZM94 74H97L96 72L94 73ZM94 74H92V75H94ZM103 74H104V72H103ZM123 74V73H122ZM129 74V73H128ZM135 74V73H134ZM157 74H158V72H157ZM170 74H172V72L170 73ZM175 74V73H174ZM176 74H180V73H176ZM190 74V73H189ZM227 74V73H226ZM238 74V75H239ZM91 75V74H90ZM89 75V76H90ZM92 75H91V77H92ZM102 75V74H101ZM105 75V74H104ZM107 75V74H106ZM110 75H112V74H110ZM109 75V76H110ZM123 75H126V74H123ZM136 75V74H135ZM142 75V74H141ZM163 75V74H162ZM196 75H198V74H196ZM195 75V76H196ZM202 75V74H201ZM210 74H208V76H209ZM228 75V74H227ZM233 75H236L235 73L233 74ZM237 75V76H238ZM113 76V75H112ZM140 76V75H139ZM174 76V75H173ZM172 76V77H173ZM179 76V75H178ZM186 76V75H185ZM184 76V77H185ZM205 76H207V74L205 75ZM242 76V75H241ZM97 77V76H96ZM103 77V76H102ZM149 77V76H148ZM157 77V76H156ZM221 77V76H220ZM233 77H236V76H233ZM238 77H240V76H238ZM150 78L152 79V77L150 76ZM196 78H197V76H196ZM209 78V77H208ZM149 79V78H148ZM147 79V80H148ZM241 79V78H240ZM91 80H93V79H91ZM95 80V79H94ZM153 80V79H152ZM156 80V79H155ZM154 80V81H155ZM160 80H161V78H160ZM185 80V79H184ZM233 80V79H232ZM198 82L200 81L199 79L197 80ZM236 81H238L237 79H236ZM235 81V82H236ZM92 83V82H91ZM156 83H158V82H156ZM162 83V82H161ZM201 83V82H200ZM234 83V82H233ZM163 84V83H162ZM196 84V83H195ZM199 84V83H198ZM87 85V84H86ZM100 84H98V86H99ZM190 85V84H189ZM201 85V84H200ZM199 85V86H200ZM94 85H92V87H93ZM97 84H96V88L95 89H97ZM164 86V85H163ZM186 86H188V85H186ZM195 85H193V87H194ZM196 86H198V85H196ZM195 86V87H196ZM230 86V85H229ZM108 86L106 85V87L104 88V89H106ZM147 87V86H146ZM160 87V86H159ZM159 87H156V88H158L159 89ZM234 87V86H233ZM237 87V86H236ZM151 88V87H150ZM192 88V87H191ZM228 88V87H227ZM227 88H225V89H227ZM102 89V88H101ZM108 89H109V87H108ZM152 89V88H151ZM188 89H190V88H188ZM218 89V88H217ZM100 89H98V91H99ZM219 90V89H218ZM239 90V89H238ZM96 91V90H95ZM196 91V90H195ZM101 92H102V90H101ZM166 92V91H165ZM221 92V91H220ZM108 93H109V91H108ZM162 93V92H161ZM164 93V92H163ZM171 94V92H168V94ZM189 93H191V92H189ZM193 93H196V92H193ZM215 93V92H214ZM101 94V93H100ZM105 94V93H104ZM152 94V93H151ZM150 94V95H151ZM167 94V93H166ZM165 94V95H166ZM173 94H174V92H173ZM176 94V93H175ZM107 95V94H106ZM105 95V96H106ZM149 95V96H150ZM164 95V94H163ZM164 95V96H165ZM189 95V94H188ZM109 96V95H108ZM152 96V95H151ZM170 96V95H169ZM179 96V95H178ZM193 96H194V94H193ZM154 97V96H153ZM160 97V96H159ZM167 97H168V95H167ZM173 97H177V95L175 96H172V99H173ZM181 96H179V98H180ZM187 97V96H186ZM200 97H202V96H200ZM213 97V96H212ZM148 98V97H147ZM150 98H152V97H150ZM182 98V97H181ZM181 98H180V103H181ZM193 98V97H192ZM192 98H190V99H192ZM205 98H207V97H205ZM161 99V98H160ZM177 99V98H176ZM182 99H185V98H182ZM198 99H200V98H197V100ZM208 99V98H207ZM151 100V99H150ZM162 100V99H161ZM171 100V99H170ZM175 100V99H174ZM186 100V99H185ZM188 100V99H187ZM193 100V99H192ZM202 100H204L203 98H202ZM206 100V99H205ZM211 100H212V98H211ZM225 100H227L226 98H225ZM165 101H166V99H165ZM214 101V100H213ZM223 101H224V98H223ZM148 102V101H147ZM151 102H152V100H151ZM151 102H149L150 104L149 105H152L151 104ZM172 102H174V101H172ZM185 102H187V101H185ZM185 102H183V103H185ZM199 102H201L200 100H199ZM153 103V102H152ZM155 103V102H154ZM153 103V104H154ZM167 103V102H166ZM178 103H179V101H178ZM159 104V103H158ZM164 104H165V102H164ZM169 104V103H168ZM176 104V103H175ZM205 104V103H204ZM174 105V104H173ZM173 105H170V107L172 106V109L174 108L173 107ZM182 105H184V104H182ZM176 106V105H175ZM179 106H181V105H179ZM206 106V105H205ZM159 107H162V106H159ZM163 107H165V106H163ZM168 108H169V106H167ZM182 107V106H181ZM150 109H151V107H150ZM170 109V108H169ZM171 109V110H172ZM200 109V108H199ZM167 110V109H166ZM162 111H163V109H162ZM174 133V132H173ZM84 134V133H83ZM89 134V133H88ZM87 134V135H88ZM97 134V133H96ZM92 135L93 134H91V137H92ZM99 135V134H98ZM94 136V135H93ZM85 137V135L83 136V138ZM88 137V136H87ZM86 138V137H85ZM84 138V139H85ZM155 142V141H154ZM153 142L151 141V143L150 144H152ZM167 144H168V146L170 145L169 144V142L167 141ZM93 145V144H92ZM134 145V144H133ZM136 145V144H135ZM135 145H134V147H135ZM137 145H139V144H137ZM136 145V146H137ZM141 145V144H140ZM147 145H149V143L147 144ZM146 145V146H147ZM99 146V145H98ZM98 146L96 145V147L98 148ZM158 146V145H157ZM91 147V146H90ZM101 147V146H100ZM99 147V148H100ZM129 147V146H128ZM133 147V148H134ZM142 147H143V145L141 146V149H142ZM148 147L149 146H147V149H148ZM86 148V147H85ZM85 148H84V151H86L85 150ZM98 148V149H99ZM104 148V147H103ZM137 148H139V147H137ZM136 148V149H137ZM143 148H146L145 146L143 147ZM97 149V150H98ZM129 149H130V147H129ZM132 149V148H131ZM140 149V148H139ZM145 150V149H144ZM237 150V149H236ZM235 150V151H236ZM90 150H88V152H89ZM92 151H93V149H92ZM94 151H95V148H94ZM103 151H104V149H103ZM134 151H136V150H134ZM234 150L232 151V153L233 152H235ZM100 152H101V148H100ZM122 152H123V150L120 152L121 154H122ZM125 152V151H124ZM130 152V151H129ZM231 152V151H230ZM91 153H93V152H91ZM90 152L88 153V154H91ZM95 153H97V152H95ZM116 153V152H115ZM126 153H127V151H126ZM133 153V152H132ZM132 153H130V155L132 154ZM222 153V152H221ZM227 153V152H226ZM87 153L85 152V155H86ZM94 154V153H93ZM93 154H91L92 156H93ZM120 154V156H122ZM127 154H129V153H127ZM135 154V153H134ZM223 155L225 154V153H222ZM228 154V153H227ZM226 154V155H227ZM236 154H238V156H239V153L238 152H236ZM91 155H89V157H92ZM101 155V154H100ZM104 155H105V153H104ZM115 155V154H114ZM117 155V154H116ZM115 155V156H116ZM225 155V156H226ZM88 156V155H87ZM86 156V157H87ZM228 156V155H227ZM226 156V157H227ZM88 157V158H89ZM94 157H96V156H94ZM101 157V156H100ZM117 157V156H116ZM220 157H223V156H220ZM234 157H235V154H234ZM233 157V158H234ZM102 158V157H101ZM114 158V157H113ZM113 158H111V159H113ZM120 158V157H119ZM224 158V157H223ZM238 158V157H237ZM237 158H235V159H237ZM92 159V158H91ZM95 159V158H94ZM97 159V158H96ZM227 159V158H226ZM232 159V158H231ZM99 160V159H98ZM108 160V159H107ZM118 160V159H117ZM121 160V159H120ZM220 160V159H219ZM223 160V159H222ZM228 160V159H227ZM233 160V159H232ZM75 161V160H74ZM77 161V160H76ZM75 161V162H76ZM92 161H97V160H92ZM105 161V160H104ZM103 161V162H104ZM111 161V160H110ZM109 160H108V162L106 163V161L104 162V164L103 163H101V165L100 164H98V166H92V165H90V163L89 162H87V163H89V165L90 166H88L86 163L83 165V167L85 166V167H87L88 166V168L86 169L87 170V176L84 178V180H80L77 184V187L74 185V182L72 183L73 185H74V187H76V188H72L73 190H71V188L70 187H68V184L67 183H65V184H67V186L66 187H68V188H66L67 190H69V188H70V190L68 191V192H65V189L62 187V186H64L63 185V183H62V188H60L59 186H58V190H59V188L60 189H64V193H67L68 194V196H66V197H68V198H66V197H64V198H66V199H68V200H66L67 202L65 203V201H59V203L61 202V205L63 206V207H61L60 205H58V204H56V206L54 205L55 204V201L57 200L56 198V200L54 201V198H50V196H52V194L53 195H56L57 197L59 196L58 194H57V188H55V187H57V185L59 184V180H61V179H57L59 182H57L56 180H55V183H54V181H52L51 182V184H50V182L48 181L47 183L49 184V185H51V186H49L48 184V186H49V189H50V187H52L51 188V190H49V192L47 191L46 192V190H48V189H46L45 190V192L46 193H51L52 191H54V189H56L54 192H52L49 196L47 195V194H45V197L47 198V201H49L50 203H51V201L54 203H52V207H53V209H48V216H47V213H46V216L45 217H48V221H50V222H45V220H47V218L44 220V224L46 223H48L50 226L49 227H51L52 229H55L56 228V230H57V227L59 226V225H62V226H64L65 227V225L66 224H68V226L67 227H69V222H76L77 220H74V219H76L75 217H74V219H72L70 216H73V215H75L76 214V216L77 217H79V216H81L83 219L85 218V219H87V221H88V223H89V220H88V216H89V214L91 213V212H93L92 214H94V216H96L97 217V226L99 225V226H101V228H102V236H100L101 235V233H100V235L97 237V235L98 234H95L96 236V239H94V238H92V240L91 241H89V242H83V241H78V239H76L75 237H73L72 239H74V240H71V238L70 237H72V236H74L75 235V232L74 231H72V232H74V235L72 234V236H71V230H70V233L68 232H65V235H64V239L63 240H61V243L62 244H60V248H59V250H55V253H53V254H55L54 256H53V254H52V258L51 259H49V262H47L48 264H245V262H247V261H250V262H256V264H264V208H263V210H261L260 208V210L261 211H259V218L257 217V219L258 220H256V222L258 223V221H259V223H258V225L257 224H255V221H253L252 222V219L255 217V216H253V215H255V213H256V211H254L255 213H253V215H252V213H251V215H252V219L251 218H249V220H250V222H251V224H255V227H254V225L252 226L251 224H249L250 226H252V228H254L253 230H249L250 229V226L249 225H244L245 227L246 226H248L247 227V229L246 228H244V226H243V223L242 222H240L241 223V225L240 224H238L239 223V221L237 222V224H235L234 222H235V220L234 219H232L231 217H230V215H231V213H228L229 215H227V216H229L230 217V219H232V220H229V221H233V225L232 226H230L229 228H226V229H223V228H225L223 225H224V223L226 224L227 222L229 223V221H226L225 222V218H227V216L224 218V215H223V213H222V211L220 210V208H219V210H218V206H219V203H217V207L215 208V207H211V206H213V205H208L209 203H211L210 201H208V203H207V201H205L206 203H207V205L204 203V201H201L202 203H204V205H202V207H201V205H197L198 207V209L200 210H198L196 207H194L195 209H192L191 211L190 210H188V212H185V211H183V209L182 208H180L179 207V202L181 203V201L180 200H182V198L184 197H182V193H184V192H182L181 194H177L178 193V191H177V195L175 194V196H174V193H172L173 194V196H171V194H170V196L167 198V199H165V200H163V201H158V199H157V201H158V204H159V202H160V204L159 205H157L155 208H152L153 209V211L154 212H152V209L151 208H149V207H147L146 205H148V204H150V203H148V204H146V205H144V204H142V205H144V208L143 207H141L140 208V210H137V215L135 214V218L133 217V221H131L130 223V225L129 226H124L123 227V225L121 226L122 228L120 229L121 230V232H122V235H123V238L117 243H114V242H112L111 243V245L110 246H105L106 245V238H108V236L110 237V235L109 234H106V232H108L109 231V227H108V224L110 223L109 222V218L110 217H108L107 216V213H109V212H113L114 211V208H113V206L114 205H123V206H125L126 207V204H128L127 206H128V208H127V210L128 209H130L129 207L131 206L130 205V203H128L129 201L128 200H130V190H132V192H133V194H131V196H133L134 194L136 195V191L134 192V190L132 189L133 187H134V184L136 183V185H135V187L136 186H138V187H134L135 188V190H137V188L138 189H140L141 187H139L141 184L139 183V185H137L138 184V178H137V182H135V181H133L134 179L133 178H131V179H133V180H125L127 183H124L125 181L124 180H122L123 178H125V177H122V182H121V184H123V187H121V189L123 188V190H124V193H123V190H122V197H121V199L120 198H118L119 197V195H121V194H116V192H117V190L115 189V187H114V189L116 190V191H112V192H109V190L108 189H104V188H112L113 189V186H112V183L110 182V179H111V175L110 174H108L109 172H107V170L108 169H111L112 167H114L115 168V163H117V161H115V158H114V162L115 163H113V162H110ZM224 161L227 163V161L224 159ZM223 161V162H224ZM238 161V160H237ZM66 162V161H65ZM64 162V164L66 165V163ZM69 162V161H68ZM67 162V163H68ZM82 162V161H81ZM100 162V161H99ZM101 162H102V159H101ZM220 162H222V161H220ZM223 162H222V164H223ZM229 162V164L231 163L230 161H228ZM234 162V161H233ZM71 163V162H70ZM69 163V164H70ZM78 163V162H77ZM96 163V162H95ZM119 163H120V161H119ZM122 163V162H121ZM219 163V162H218ZM225 163V164H226ZM36 164V163H35ZM38 164V163H37ZM61 164V163H60ZM59 164V165H60ZM69 164H68V166H69ZM71 164H73V163H71ZM78 164H80V163H78ZM82 164H83V162H82ZM97 164V163H96ZM212 164V163H211ZM220 164V163H219ZM228 164V163H227ZM225 165V167H228V166H230L231 167V165L233 164H231V165ZM74 165V164H73ZM118 165V164H117ZM116 165V166H117ZM33 166V165H32ZM35 166V165H34ZM33 166V167H34ZM42 166H44V165H42ZM79 166V165H78ZM208 166H211L210 164L208 165ZM224 166V165H223ZM234 166H236L235 164H234ZM36 167V166H35ZM48 167V166H47ZM50 167V166H49ZM53 167V166H52ZM55 167V166H54ZM64 167V166H63ZM66 167H67V165H66ZM73 167H75V166H73ZM194 167H196V164H194ZM213 167L214 166H211V168L213 169ZM224 167V168H225ZM58 168V167H57ZM61 169H59V170H61L60 172L62 173V174H64L65 173V171H64V173L62 172V167H60ZM70 168H72V167H70ZM70 168H68L69 170H70ZM76 168L77 167H75V170H76ZM78 168H80V167H78ZM192 168H193V166H192ZM192 168H191V170H192ZM210 168V169H211ZM235 168V167H234ZM34 169V168H33ZM37 169H38V165H37ZM37 169H35V170H37ZM41 169H42V167H41ZM57 169V170H58ZM66 169V168H65ZM211 169V170H212ZM228 169H230V168H228ZM232 169V168H231ZM40 170V169H39ZM43 170H46V169H43ZM42 170V171H43ZM54 170V169H53ZM74 170V168H72L71 169V174L73 175V173H72V171ZM112 170V169H111ZM139 170V169H138ZM221 170V169H220ZM234 170V169H233ZM232 170V171H233ZM41 171V170H40ZM39 171V172H40ZM41 171V172H42ZM48 170H46V172H47ZM78 171H80V170H78ZM193 171H195V170H193ZM228 171V170H227ZM230 172H231V170H229ZM33 172H34V170H33ZM38 172V173H39ZM40 172V173H41ZM60 172L58 171L57 173H58V175H60ZM70 172V171H69ZM85 172V171H84ZM112 171H110V173H111ZM199 172V171H198ZM32 173V172H31ZM55 173H56V171H55ZM115 173V172H114ZM35 174V173H34ZM52 174V173H51ZM65 174H67V172L65 173ZM215 174V173H214ZM213 174V175H214ZM220 174V173H219ZM223 174V173H222ZM226 174H227V172H226ZM228 174L229 175H235V174H233V172H232V174H230L229 172H228ZM54 175V174H53ZM80 175H82V174H80L79 173V175H78V179H79V176ZM115 175V174H114ZM129 175H131V173L129 174ZM215 175H217V172H216V174ZM214 175V176H215ZM52 176V175H51ZM57 176V175H56ZM56 176H54V178H52L53 180L55 179V177ZM61 176H63L64 177V175H61ZM67 175H65V177H66ZM75 176V175H74ZM146 176V175H145ZM48 177V176H47ZM64 177V178H65ZM72 177V176H71ZM81 177V176H80ZM129 177H131V176H129ZM149 177V176H148ZM147 177V179H149ZM207 177H209V176H207ZM211 177H213L212 175H211ZM217 177H219V176H216V180H217ZM49 178V177H48ZM47 178V179H48ZM51 178V177H50ZM49 178V179H50ZM57 178V177H56ZM70 178V177H69ZM73 178V177H72ZM82 178H83V175H82ZM115 178V177H114ZM128 178V177H127ZM141 178H143V179H146L145 177H142L141 176ZM140 178V179H141ZM201 178V177H200ZM234 178H235V176H234ZM236 178H237V175H236ZM235 178V179H236ZM46 179V178H45ZM44 179V180H45ZM51 179V180H52ZM63 179V178H62ZM73 179H75V178H73ZM116 179V178H115ZM126 179V178H125ZM146 179V180H147ZM203 179V178H202ZM206 179V178H205ZM211 179V178H210ZM228 179V178H227ZM232 179V178H231ZM234 179V180H235ZM208 180V179H207ZM206 180V181H207ZM215 180V181H216ZM219 180V179H218ZM112 181V180H111ZM115 181V180H114ZM119 181H120V179H119ZM119 181H118V184L120 185V183H119ZM199 181H200V179H199ZM211 180H209V182H210ZM226 181V180H225ZM224 181V182H225ZM233 181V180H232ZM63 182H64V180H63ZM66 182V181H65ZM72 182V181H71ZM140 182H143V184H144V182L145 181H142V180H140ZM147 182H148V180H147ZM146 182V183H147ZM212 182V181H211ZM223 182V181H222ZM228 182H230L229 181V179H228ZM58 183V184H57ZM68 183L70 184V181H69V179H68ZM133 183V184H132ZM216 183V182H215ZM215 183L213 184V185H215ZM231 183V182H230ZM230 183H227V184H230ZM235 183H237L236 181H235ZM43 184V183H42ZM41 184V185H42ZM116 184V183H115ZM142 184V185H143ZM173 184V183H172ZM40 185V184H39ZM44 185V184H43ZM46 185V184H45ZM56 185V186H55ZM144 185H146V184H144ZM198 185V184H197ZM204 185V184H203ZM213 185H212V187H211V189H213ZM218 185H219V183H218ZM218 185H215V186H217L218 187ZM233 185H235L234 183H233ZM229 186L230 188H232V187H235V186ZM117 186V185H116ZM121 186V185H120ZM120 186H119V189H120ZM206 186V185H205ZM204 186V187H205ZM211 185H209V187H210ZM223 186V184L220 186V187H222ZM23 187V186H22ZM132 187V188H131ZM143 188H144V186H142ZM147 187V186H146ZM198 187V186H197ZM203 187V188H204ZM228 187V186H227ZM24 188V187H23ZM38 188H40V187H38ZM37 188V189H38ZM142 188V189H143ZM200 188V187H199ZM206 188V187H205ZM230 188H228L229 189V191L231 190ZM236 188L238 189V186L237 187H235V189H232L230 192L232 193V194H236ZM118 189V188H117ZM119 189H118V191H119ZM130 189V190H129ZM157 189V188H156ZM159 189V188H158ZM215 190L216 189H219V188H214ZM23 190V189H22ZM22 190H20V191H22ZM66 190V191H67ZM107 190H108V192H107ZM209 190V189H208ZM207 190V191H208ZM224 190H225V188H224ZM236 192H235V191ZM240 190V189H239ZM28 191V190H27ZM27 191H25V192H27ZM51 191V192H50ZM61 191V192H62ZM130 191V192H129ZM142 190L140 189V192H141ZM158 191V190H157ZM161 190H159V192H160ZM206 191V190H205ZM217 191H219V190H217ZM221 191H223V190H221ZM225 191H227V190H225ZM229 191H228V193H229ZM23 192V191H22ZM44 192V193H45ZM60 192V190H59V194L61 193ZM62 192V194H60V195H63L64 193ZM120 193H121V191H119ZM131 192V193H132ZM145 192H146V190H145ZM198 192V191H197ZM199 192H201V190L199 191ZM44 193H43V191H42V197H43V195H44ZM118 193V192H117ZM144 193V192H143ZM142 193V194H143ZM215 193H217V192H215ZM219 193V192H218ZM222 194L224 193V192H221ZM227 192H225V194H226ZM231 193H229V195L231 194ZM238 193V192H237ZM24 194H26V196L27 195H30L31 193H29V194H27V193H24ZM138 194V193H137ZM195 194H196V192H195ZM238 194H240V193H238ZM238 194H236V195H238ZM242 195H244V193H241ZM32 195V194H31ZM30 195V196H31ZM34 195V194H33ZM32 195V196H33ZM118 195V196H117ZM135 195H134V197H135ZM140 195V194H139ZM186 195V194H185ZM218 195V194H217ZM236 195H235V197H236ZM48 196V197H47ZM111 196H113L112 198H110ZM148 196V195H147ZM151 196H155V194H151ZM204 196V195H203ZM212 196V195H211ZM219 196V195H218ZM218 196H215V200H217L216 199V197H218ZM225 196H228V195H225ZM247 196V195H246ZM37 197V196H36ZM35 197V198H36ZM55 197V196H54ZM59 197H61V196H59ZM108 197V198H107ZM134 197H131L132 199L130 200V202L132 201V200H134L135 202H133V203H136L137 202V199H138V196L136 195V197L134 198ZM157 197V196H156ZM162 197V196H161ZM182 197V198H181ZM195 197H198V196H195ZM200 197H202V196H200ZM209 198H210V200H213L214 199V197L213 198H211L210 196H208ZM220 197H221V195H220ZM220 197H219V200H220ZM234 196H230L229 197V199H230V201L231 202H233L234 203V205L236 204V206H237V209L239 210V207H238V205L237 204H239V202L241 201V199L242 198H240V201L237 203V201L238 200H236V199H238V197H236L235 198ZM241 197V196H240ZM33 198V197H32ZM34 198V199H35ZM50 198V199H49ZM110 198V201L108 200ZM137 198V199H136ZM142 198V197H141ZM146 198V197H145ZM147 198H149V196L147 197ZM160 198V197H159ZM164 198V197H163ZM185 198H186V196H185ZM184 198V199H185ZM203 198V197H202ZM227 198V197H226ZM30 200H31V198H29ZM140 199V198H139ZM143 199V198H142ZM151 199V197L149 198V200ZM194 199V198H193ZM200 199V198H199ZM199 199L197 198V200H198V202H199ZM243 199H245L246 200V198H243ZM257 199V198H256ZM44 200V199H43ZM59 200V199H58ZM60 200H62L61 198H60ZM65 200V199H64ZM144 200V199H143ZM146 201V203H147V199H145ZM153 200H154V198H153ZM152 200V201H153ZM200 200H202V199H200ZM209 200V199H208ZM222 200H223V198H222ZM227 200V199H226ZM233 200V201H232ZM249 200V199H248ZM32 201V200H31ZM42 201V200H41ZM41 201H39L38 200V204L39 203H41ZM47 201H45V202H47ZM128 201V202H127ZM184 201V200H183ZM191 201V200H190ZM195 201H196V199H195ZM218 201V200H217ZM217 201H215V202H217ZM225 201V200H224ZM247 201V200H246ZM251 201H253L252 203H254V200L253 199H251ZM261 201H262V199H261ZM48 202V204H50ZM140 202V201H139ZM138 202V204H141V203H139ZM151 202V201H150ZM193 202V201H192ZM221 202V201H220ZM223 202V201H222ZM228 202V201H227ZM226 202V203H227ZM230 202V203H231ZM236 202V203H235ZM241 202H243V201H241ZM241 202H240V204L239 205H241ZM248 202V201H247ZM256 202V201H255ZM32 203H33V205H35L34 204V200L32 201ZM35 203H36V201H35ZM63 203V204H62ZM157 203V202H156ZM230 203H228V204H230ZM233 203H231V204H233ZM244 203V202H243ZM242 203V204H243ZM257 205H258V200H257ZM262 203H264V201H262ZM44 204H46V203H44ZM48 204H47V206H45V207H48ZM152 204V203H151ZM150 204V205H151ZM228 205V206H230L231 208H232V205ZM247 204V203H246ZM249 204V203H248ZM260 204H261V202H260ZM32 205V204H31ZM215 205V204H214ZM220 205H221V203H220ZM223 205V204H222ZM225 205V204H224ZM234 205H233V208H234ZM36 206V205H35ZM43 206V205H42ZM41 206V207H42ZM55 206V207H54ZM57 206H59V209L57 210ZM147 208H149V209H146V207ZM149 206V205H148ZM236 206H235V208H236ZM243 206V205H242ZM263 206V204H261V206H259V207H262ZM34 207V206H33ZM50 207V206H49ZM52 207H50V208H52ZM125 207H122V208H125ZM132 207H133V205H132ZM140 207V206H139ZM182 207H184V206H182ZM222 207H224V206H222ZM226 207V206H225ZM56 208V209H55ZM118 208H119V206H118ZM117 207H116V209H118ZM228 208V207H227ZM234 208V209H235ZM119 209H121V208H119ZM118 209V211L120 212L121 210H119ZM134 209V208H133ZM132 209V211L131 212H134V210ZM137 209V208H136ZM182 209V210H181ZM186 209V208H185ZM191 209V208H190ZM201 209H202V211H201ZM222 209V208H221ZM230 208H228L227 210H229ZM236 209V210H237ZM179 210H181V211H179ZM226 210V209H225ZM226 210V211H227ZM236 210H234V213L235 214H237L239 211H236ZM250 210H251V208H250ZM41 210H39L38 212H40ZM43 211V210H42ZM47 211V210H46ZM124 210H122L121 212H123ZM151 211V212H150ZM224 211V210H223ZM229 211H231L232 212V214L233 215H235L234 213H233V211H232V209L231 210H229ZM228 211V212H229ZM242 211V208L240 209V212ZM29 212V211H28ZM36 212V211H35ZM43 212H45V210L43 211ZM115 212V211H114ZM118 212V213H119ZM125 212V211H124ZM123 212V213H124ZM225 212V211H224ZM237 212V213H236ZM243 212V211H242ZM42 213V212H41ZM127 213V212H126ZM162 213H164V214H162ZM247 213L249 214L248 215V217L250 216V213L247 211ZM30 214V213H29ZM36 214V213H35ZM38 214V213H37ZM44 214V213H43ZM72 214V215H71ZM122 214V213H121ZM154 214V215H153ZM161 214L164 216V215H166L167 214V216H166V218L165 217H163V216H161ZM246 214V213H245ZM41 215V214H40ZM79 215V216H78ZM110 215V214H109ZM115 215V214H114ZM127 215V214H126ZM151 215H152V217H154V219H158V217L160 216V217H162V218H164V220L166 221V223L164 222V233H163V241H162V243H161V245H162V247H160V248H158L157 246H155L156 245V239L154 238V236H153V228H151L150 226H149V222H148V220L150 219V217H151ZM237 215H241L240 213L239 214H237ZM36 216V215H35ZM118 216H120V213L118 214ZM117 216V217H118ZM256 216H257V214H256ZM79 218V220L80 219H82V218ZM93 217V216H92ZM117 217H115V219L117 218ZM122 217V216H121ZM123 217H124V215H123ZM126 217V216H125ZM172 218V219H168V218ZM34 218V217H33ZM43 218V217H42ZM95 218V217H94ZM111 218H112V214H111ZM119 218V217H118ZM236 218H237V216H236ZM41 218H39V220H40ZM92 219V224H93V218H91ZM90 219V220H91ZM114 219V218H113ZM121 219V218H120ZM124 219V218H123ZM127 219V218H126ZM228 219V218H227ZM226 219V220H227ZM248 218H246L245 219V222L246 221H249V220H247ZM43 220V219H42ZM78 220V221H79ZM117 220V219H116ZM163 220V221H164ZM237 220V219H236ZM253 220H255V218L253 219ZM96 221V220H95ZM94 221V222H95ZM112 221V220H111ZM126 221V220H125ZM162 221V222H163ZM21 222V221H20ZM29 222V221H28ZM41 222L42 221H40V223L39 224H41ZM83 222V221H82ZM109 222V223H108ZM113 222H115V221H113ZM250 222H247V223H250ZM24 223V222H23ZM80 223V222H79ZM90 223H91V221H90ZM96 223H95V226H96ZM127 223H128V221H127ZM151 223V222H150ZM227 223V224H228ZM29 224V223H28ZM31 224V223H30ZM43 224V225H44ZM73 224V223H72ZM116 224H118V222L116 221ZM115 224V225H116ZM123 224V223H122ZM32 225V224H31ZM35 225H36V223H35ZM37 225H38V223H37ZM42 225V224H41ZM40 225V226H41ZM42 225V226H43ZM77 224H75V226H76ZM94 225V224H93ZM109 225H111V224H109ZM121 225V224H120ZM26 226H27V224H26ZM29 226V225H28ZM40 226H39V228H40ZM42 226H41V228H42ZM78 226V225H77ZM77 226L75 227V228H77ZM88 226H89V224H88ZM91 226V225H90ZM98 226V227H99ZM91 227H93V226H91ZM91 227L90 228H88V229H91ZM98 227H95L96 229H91L92 231H96L97 229H99ZM112 227V226H111ZM114 227V226H113ZM118 227H120V226H118ZM28 228V227H27ZM31 228H34L33 227V225H32V227ZM50 228V229H51ZM74 228V229H75ZM85 228H86V225H85ZM101 228H100V230H101ZM28 229H30V228H28ZM42 229H47L46 228V226H45V228H42ZM41 229V230H42ZM49 229V228H48ZM47 229V230H48ZM67 229V228H66ZM82 229V231L83 230H85V229H83V228H81ZM87 229V230H88ZM119 229H117L118 231H119ZM153 229V230H152ZM32 230V229H31ZM37 230V229H36ZM39 230V229H38ZM60 230H62V229H60ZM64 230V229H63ZM63 230H62V232H63ZM67 230H69V229H67ZM66 230V231H67ZM77 230H79L80 231V229H77ZM162 230V229H161ZM33 231H34V229H33ZM46 231V230H45ZM44 231V232H45ZM113 231V230H112ZM111 231V232H112ZM157 231H159V230H157ZM42 232V231H41ZM61 232V231H60ZM98 232V231H97ZM101 232V231H100ZM104 232H105V235H104ZM114 232V231H113ZM120 232V231H119ZM161 232V231H160ZM163 232V231H162ZM79 233V232H78ZM88 233V232H87ZM95 233V232H94ZM43 234V233H42ZM55 234V233H54ZM63 234V233H62ZM81 234V233H80ZM61 235V234H60ZM107 235V236H106ZM115 235V234H114ZM50 236V235H49ZM69 236V237H68ZM79 237H80V235H78ZM94 236V235H93ZM51 237V236H50ZM55 237V236H54ZM61 237H62V235H61ZM67 237V238H66ZM91 237V236H90ZM115 237V236H114ZM55 238H57V237H55ZM81 238V237H80ZM83 238V237H82ZM161 238V237H160ZM67 241H66V240ZM85 239V238H84ZM83 239V240H84ZM104 239V240H103ZM147 239H150V245H149V247H150V251L148 252V254L150 255V257H147L146 256V254H143L144 252H142L143 251V247L145 246V244H144V242L147 240ZM55 240V239H54ZM59 240V239H58ZM80 240V239H79ZM110 241H111V237H110ZM159 241V240H158ZM50 242H51V240H50ZM54 242H56V241H54ZM57 243V242H56ZM47 244V243H46ZM51 244V243H50ZM59 244V243H58ZM109 244H110V242H109ZM109 244H107V245H109ZM160 244V243H159ZM52 245V244H51ZM54 245V244H53ZM52 245V246H53ZM16 246H18V245H16ZM30 246V245H29ZM34 246V245H33ZM33 246L31 245L30 247H32L33 248ZM36 246V245H35ZM56 246H59V245H56ZM54 247V246H53ZM14 249H15V247H13ZM13 248H12V250H13ZM57 248V247H56ZM16 249H17V247H16ZM15 249V250H16ZM35 249V248H34ZM33 249V250H34ZM18 251H15V252H20V254H18V256H20L19 258H21V260H20V262L19 263H16V264H21V262H22V254H23V252H24V249L23 248H19V249H17ZM31 250V249H30ZM39 250H41V249H39ZM45 250V249H44ZM46 250H47V248H46ZM146 250V249H145ZM149 250V249H148ZM47 252V255H48V251H46ZM13 253H14V251H13ZM51 255V254H50ZM15 256V255H14ZM48 257H50V256H48ZM18 258V259H19ZM30 258H32V257H30ZM47 258V257H46ZM45 258V259H46ZM17 261V260H16ZM15 261V262H16ZM32 261V260H31ZM33 262H34V260H33ZM35 263V262H34ZM33 263V264H34Z\"/></svg>",
    "mask_w": 264,
    "mask_h": 264
}]
</instances>
